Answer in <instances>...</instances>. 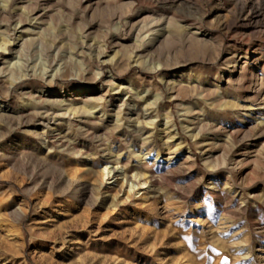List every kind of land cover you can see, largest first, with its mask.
I'll list each match as a JSON object with an SVG mask.
<instances>
[{
	"label": "rangeland",
	"instance_id": "rangeland-1",
	"mask_svg": "<svg viewBox=\"0 0 264 264\" xmlns=\"http://www.w3.org/2000/svg\"><path fill=\"white\" fill-rule=\"evenodd\" d=\"M0 264H264V0H0Z\"/></svg>",
	"mask_w": 264,
	"mask_h": 264
}]
</instances>
